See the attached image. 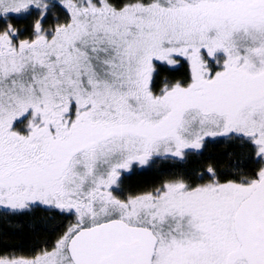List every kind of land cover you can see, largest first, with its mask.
<instances>
[{
  "label": "snow or ice",
  "instance_id": "snow-or-ice-1",
  "mask_svg": "<svg viewBox=\"0 0 264 264\" xmlns=\"http://www.w3.org/2000/svg\"><path fill=\"white\" fill-rule=\"evenodd\" d=\"M39 213L0 264H264V0H0V217Z\"/></svg>",
  "mask_w": 264,
  "mask_h": 264
},
{
  "label": "trees",
  "instance_id": "trees-1",
  "mask_svg": "<svg viewBox=\"0 0 264 264\" xmlns=\"http://www.w3.org/2000/svg\"><path fill=\"white\" fill-rule=\"evenodd\" d=\"M185 69H181L176 74V78L181 79L184 76ZM228 150L226 145L210 144L206 151L202 150V154L190 158L184 168L191 171L194 168L202 167L210 158L223 160V154ZM179 165L161 164L156 169L145 170L142 174L138 173L133 175L127 181V185L132 189H142L151 185L160 179V173L167 168H178ZM35 223L43 222L48 231L35 232L28 225L33 223L32 218H13V217H0V247L20 248L24 252H29L37 244L46 241H54L55 228L60 224V219L57 217L45 216L44 213L38 214V219Z\"/></svg>",
  "mask_w": 264,
  "mask_h": 264
}]
</instances>
